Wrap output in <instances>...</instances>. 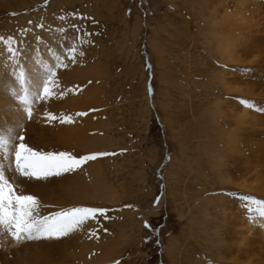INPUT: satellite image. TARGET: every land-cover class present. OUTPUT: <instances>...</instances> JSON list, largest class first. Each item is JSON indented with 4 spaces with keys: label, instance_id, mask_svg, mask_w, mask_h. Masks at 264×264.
Here are the masks:
<instances>
[{
    "label": "rangeland",
    "instance_id": "374dc122",
    "mask_svg": "<svg viewBox=\"0 0 264 264\" xmlns=\"http://www.w3.org/2000/svg\"><path fill=\"white\" fill-rule=\"evenodd\" d=\"M263 13L264 0H0V168L10 164L6 179L40 216L105 209L27 245L54 264H264V182L249 189L244 162L233 166L249 130L234 115L254 108L246 89L230 92L234 75L250 86L243 42ZM52 73L54 94L41 99ZM17 133L41 153L107 155L24 177L11 155ZM25 242L13 241L31 250Z\"/></svg>",
    "mask_w": 264,
    "mask_h": 264
},
{
    "label": "snow or ice",
    "instance_id": "6c2138e0",
    "mask_svg": "<svg viewBox=\"0 0 264 264\" xmlns=\"http://www.w3.org/2000/svg\"><path fill=\"white\" fill-rule=\"evenodd\" d=\"M70 58L75 62V48L69 49ZM83 55V53H81ZM64 66L66 65H58ZM51 71V70H50ZM49 81L53 87L56 86L54 73L48 76V80L43 85V95L40 97H50L54 93L50 90ZM25 111L29 118L32 112L29 108ZM83 116L86 113H78ZM49 118L54 119L49 113ZM62 123L71 122V117L61 118ZM18 140L11 150L14 156L15 169L24 177H34L37 179L51 176H59L62 173L74 171L83 162L95 160L98 155L107 153H92L88 155L74 156L68 152H47L34 151L24 142L23 135L18 133L14 137ZM7 141L0 138V150L7 147ZM38 203L33 195H18L14 191V186L6 179L4 171L0 168V231H7L14 239L21 241L24 239H55L66 236L79 226L85 219H95L97 216H104L105 209L97 207H76L66 212H56L49 216H40L37 212ZM147 223L145 227H148Z\"/></svg>",
    "mask_w": 264,
    "mask_h": 264
},
{
    "label": "bare ground",
    "instance_id": "6f19581e",
    "mask_svg": "<svg viewBox=\"0 0 264 264\" xmlns=\"http://www.w3.org/2000/svg\"><path fill=\"white\" fill-rule=\"evenodd\" d=\"M251 12H253V11H250V13ZM262 20H264V19H262ZM262 20H260V21H262ZM260 21L256 20V22L254 24L252 23L251 26H248L249 27V32L251 34H249V37L245 41L243 40L244 41L243 42L244 46L246 45V47H247L246 53H248L250 58H252L251 61H248V63H245L246 65H249L248 66L249 67L248 70H250L252 72V74H250V76L248 77L249 79L252 80V81L248 80L250 82V86H248L249 84L246 83L245 85H247V87H243L244 89L238 87L237 84H239L240 80H239L238 77H235V75H234V77L232 76V78L230 80L232 83L236 84V86L234 85L232 87V90L230 91V92H232L231 94H234V97H235V96H238V93H241V90H245L246 89V95L245 96H247V101H250L253 104V108H254V111H251V110L246 109V108H239L238 109L239 110L238 111L239 114H237V115L235 114L234 115L235 116L234 120H236V122H237L235 128H237V125H238V128H239L240 127L239 125H241L243 123L242 120L245 119L246 122H247L246 124H248V126H249V130H248L247 139L245 138V140L247 141V144H248L247 145L248 146L247 149H245L247 151V156L244 153L240 152L239 148H238V151H236L237 155H235V157L233 159L234 164L232 163L233 166L236 167V165H237L236 161H238V162L240 161L239 162L240 164H242L241 163L242 161L244 162L243 163L244 166L242 168L244 173H242V174L244 175L247 172H250L251 176L254 177L253 184L251 182H250L251 185L248 183L250 185L249 189H252L253 191H255L254 190L255 186H257V185L259 186V184H262L264 182V83L262 81H260V82L263 83L262 84L263 87L261 88L262 90L259 89L260 87L258 88L261 92L258 94L259 97H260V101L257 102V100H255V98L257 99V97H256V95H257L256 89H257L258 83L256 82V77H255L256 74L254 72L255 71L254 67H256L257 64H259L260 66L263 65L262 67H264V25H262V24L260 25V23H259ZM262 23H264V22L262 21ZM234 52L235 51L232 50V53H234ZM232 59L233 58H232V55H231V60ZM260 59H262L261 63L258 62ZM237 61H238V63L236 65H238V66L240 64H242V65L244 64V63H241L242 61L240 59H237ZM240 79H242V77ZM259 79L260 80L263 79V75H260L258 80ZM241 84L243 85V83H241ZM233 92H235V93H233ZM247 94L248 95L250 94V95L248 96ZM253 96H255V98H253ZM244 106H245V104H244ZM236 122H234V123H236ZM77 130H76V132H77ZM259 137L260 138L262 137L261 138V140H262L261 142H263V143L260 142ZM257 138L259 139L258 141L260 142L259 145H257V143H255ZM248 140H249L250 143H248ZM234 142H235V139H234ZM235 145H236V143H235ZM9 166H10V164H9ZM9 166H7V167L9 168ZM8 168H3L4 174L8 173V171H9ZM238 170H240V168H238ZM8 177L10 178L11 174L8 175ZM244 187L248 188L245 185H244ZM18 188L19 189H17V188L16 189L19 190L20 193L29 192V190H26L25 185H19ZM257 188H259V187H257ZM257 188H256V190H257ZM259 189H260L259 191H255V192H258L257 193L258 195L264 196V187L261 186V188H259ZM16 194H19V192H17ZM15 240L16 239H14L7 231H0V245L2 243V247L0 249V264H54V259L52 257V252L48 251L47 253H41L39 250L36 249L37 248L36 246L30 245V244L27 245V243L25 242L26 240L25 241L21 240V241L25 242V243H23V245L26 246L27 248L29 246H31L32 249L29 250L30 248H28V250H29V253H28L27 252L28 250H25V251L21 250V248L18 247L19 246L18 244L15 245L13 243V241H15ZM11 249H14V251L11 250ZM19 252H20L21 256L18 258V257L15 256V254L17 253L16 255L18 256ZM9 254H11L10 255L11 257H9ZM30 260L32 262H30Z\"/></svg>",
    "mask_w": 264,
    "mask_h": 264
}]
</instances>
